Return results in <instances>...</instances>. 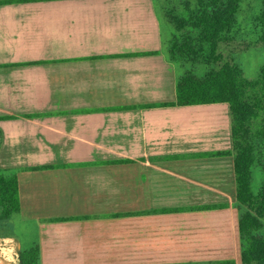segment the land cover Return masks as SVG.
Returning <instances> with one entry per match:
<instances>
[{"label": "crops", "instance_id": "0c3cea01", "mask_svg": "<svg viewBox=\"0 0 264 264\" xmlns=\"http://www.w3.org/2000/svg\"><path fill=\"white\" fill-rule=\"evenodd\" d=\"M165 30L156 0H0V168L41 264H242L230 106L176 104Z\"/></svg>", "mask_w": 264, "mask_h": 264}, {"label": "trees", "instance_id": "16d2710c", "mask_svg": "<svg viewBox=\"0 0 264 264\" xmlns=\"http://www.w3.org/2000/svg\"><path fill=\"white\" fill-rule=\"evenodd\" d=\"M193 1L195 5L186 8L180 15L171 11L164 15L174 27L170 40L165 43L166 53L179 70V64L182 63H221L219 45L230 39L240 9V0ZM258 21L264 27V9ZM262 39L264 42V36ZM217 103L230 106L233 149L211 155H229L234 158L241 261L242 264H264V66L259 77L253 81L245 79L242 72L229 63L220 69H212L204 76H198L193 70L179 74L177 105ZM1 139L0 131V144ZM256 168L263 174V180L258 186L255 185ZM212 208L203 206L194 209ZM20 212L17 172L0 168V226ZM11 238L15 239L16 236ZM7 257L9 264L15 262L14 253L9 252ZM20 264H41L39 244L34 242L22 248Z\"/></svg>", "mask_w": 264, "mask_h": 264}, {"label": "rangeland", "instance_id": "374dc122", "mask_svg": "<svg viewBox=\"0 0 264 264\" xmlns=\"http://www.w3.org/2000/svg\"><path fill=\"white\" fill-rule=\"evenodd\" d=\"M156 2L159 10H164L161 11L163 15L170 11L175 15H180L186 8H192L195 5L193 0H156ZM239 6L236 22L229 35L230 39L219 45L218 52L222 55L221 63L212 65L182 63L179 64L180 75L187 70H193L198 76H204L212 69H220L225 63H229L235 65L247 80L253 81L259 77L261 68L264 66V42L262 39L264 27L258 21V16L264 9V3L262 0H240ZM173 30L174 27L166 19V42L170 40ZM254 175L255 185L258 186L263 180V174L260 169L256 168ZM136 209H141V207H136ZM16 218L14 217L11 221L0 226V240H4V248L0 253V264H9L7 261L9 252L14 253L16 257L15 262H11V264H20L22 248H27L36 242V228L30 223L14 221ZM135 234L134 242L137 247L141 241V232ZM12 236H16V238H11ZM135 250L140 249L136 248Z\"/></svg>", "mask_w": 264, "mask_h": 264}, {"label": "bare ground", "instance_id": "6f19581e", "mask_svg": "<svg viewBox=\"0 0 264 264\" xmlns=\"http://www.w3.org/2000/svg\"><path fill=\"white\" fill-rule=\"evenodd\" d=\"M2 248H4V247H3V241L0 240V253L2 252ZM7 261H8V257H7ZM7 264H8V263H7Z\"/></svg>", "mask_w": 264, "mask_h": 264}, {"label": "water", "instance_id": "95a60500", "mask_svg": "<svg viewBox=\"0 0 264 264\" xmlns=\"http://www.w3.org/2000/svg\"><path fill=\"white\" fill-rule=\"evenodd\" d=\"M19 247H20V245H19Z\"/></svg>", "mask_w": 264, "mask_h": 264}]
</instances>
